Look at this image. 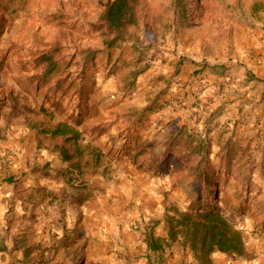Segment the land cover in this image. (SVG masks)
Wrapping results in <instances>:
<instances>
[{"label": "rangeland", "instance_id": "obj_1", "mask_svg": "<svg viewBox=\"0 0 264 264\" xmlns=\"http://www.w3.org/2000/svg\"><path fill=\"white\" fill-rule=\"evenodd\" d=\"M99 12V0H0V264L128 259L132 238L165 231L169 204L186 207L199 187L200 157L181 163L167 152L176 141L180 154L212 134L214 153L221 135L248 144L256 167L242 178L264 184V123L250 120L264 96H247L264 87V0H141L139 23L111 48L89 31ZM54 46L69 75L94 83L87 112L27 83ZM59 125L71 132L53 137ZM251 219L236 220L254 237L264 226Z\"/></svg>", "mask_w": 264, "mask_h": 264}, {"label": "trees", "instance_id": "obj_2", "mask_svg": "<svg viewBox=\"0 0 264 264\" xmlns=\"http://www.w3.org/2000/svg\"><path fill=\"white\" fill-rule=\"evenodd\" d=\"M140 3L141 0H99L100 12L96 23L89 26V31L102 37L105 48L113 47L123 40L129 29L139 23ZM252 10L259 11L256 5H253ZM60 25L65 24L61 22ZM61 51L60 46H54L40 52L34 60L38 72L29 77L27 83L39 84L41 88H47L46 91L58 97L74 95L77 98V109L87 112L91 107L89 95L94 91L95 85L87 78L84 79L85 77L79 80L69 75L71 64L64 62L62 57L59 58ZM82 56L87 64L95 62V51L85 50ZM68 132H71V128L59 125L51 135L66 136ZM213 137L212 134L210 138H204L195 145L194 141H190L185 154H180V142L176 141L168 148L167 152L179 155L181 163L190 156L200 157L195 169L192 170L193 179L199 183V187L195 191L192 188L193 194L189 196L190 201L186 207L182 208L175 202L169 204L165 212L166 238L150 236L148 245L151 250H159L177 243L183 254L189 255L197 264H211L215 253L235 257L243 255L246 240L244 229L242 226L238 227L237 218L252 216V223L256 221L264 226V201L257 200V195L264 197V184L253 189L249 185L251 183L245 182L241 175L244 172L242 168L244 165H248L249 171L253 173L256 167V151L252 152L248 144L243 146L233 142L231 137L225 138L221 135L217 143L219 148L214 153ZM141 147L134 152V157L138 155ZM213 154L217 155L218 159L216 169L211 168ZM261 171L264 174V166L261 167ZM217 173H222V181ZM231 180L235 183L234 192L230 191ZM7 181L12 180L9 178ZM253 190H256V194L251 197L250 193ZM250 201H255V205L258 206L256 209L262 207L260 214L248 206Z\"/></svg>", "mask_w": 264, "mask_h": 264}, {"label": "crops", "instance_id": "obj_3", "mask_svg": "<svg viewBox=\"0 0 264 264\" xmlns=\"http://www.w3.org/2000/svg\"><path fill=\"white\" fill-rule=\"evenodd\" d=\"M260 85L256 86L255 92L245 91V93L248 92V97L258 102L260 98L264 96L263 84ZM253 106L255 109L254 113L250 115V120H258V122L261 121V124L264 123V100L259 104H253ZM1 196L0 191V202L3 201ZM244 234L246 243L244 253L241 257L215 253L212 256L211 264H264V230L255 234L254 237H251V235L247 233ZM150 236L164 239L166 238V231L162 230L151 234L149 233L143 235L140 239L139 236H134L131 240V244L127 247L128 253L130 254L128 259L114 260L108 264H197L189 255L183 254L178 244L167 245L159 250H151L148 245ZM138 239L140 241H137Z\"/></svg>", "mask_w": 264, "mask_h": 264}]
</instances>
